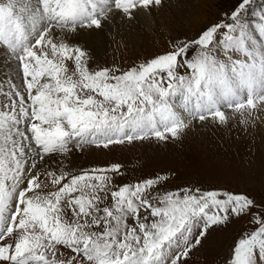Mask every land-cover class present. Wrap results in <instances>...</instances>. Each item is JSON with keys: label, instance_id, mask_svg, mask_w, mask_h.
I'll return each instance as SVG.
<instances>
[{"label": "snow or ice", "instance_id": "snow-or-ice-1", "mask_svg": "<svg viewBox=\"0 0 264 264\" xmlns=\"http://www.w3.org/2000/svg\"><path fill=\"white\" fill-rule=\"evenodd\" d=\"M162 4L0 0V50L21 81L0 82V264H191L210 229L243 217L253 228L224 264H264V203L192 187L160 194L169 175L118 184L120 163L79 174L64 163L86 146L166 145L196 124L239 117L247 127L264 112L257 0H231L194 36L126 70H90L110 14L130 20Z\"/></svg>", "mask_w": 264, "mask_h": 264}, {"label": "rangeland", "instance_id": "rangeland-1", "mask_svg": "<svg viewBox=\"0 0 264 264\" xmlns=\"http://www.w3.org/2000/svg\"><path fill=\"white\" fill-rule=\"evenodd\" d=\"M230 3L231 0H163L161 7L147 12V17H150L148 24L136 15L130 20L124 18L125 34L120 32L124 26L120 23L119 28L103 35L102 42L92 41L89 68L118 67L126 70L149 60L167 50L170 40L194 36L222 10H227ZM257 4H264V0H257ZM133 32L134 39L129 37ZM119 33L125 39L120 38ZM67 64L70 72L74 71L72 62ZM10 69L7 68L8 72ZM15 80L18 84L21 82L16 75ZM3 81L2 74L0 82ZM262 113L247 127L240 125L239 117L224 127L196 124L180 141L166 145L146 140L135 141L131 145H112L108 149L86 146L83 151H75L70 162L64 163L76 174L120 163L124 176L118 178V184H134L144 178L166 174L170 181L160 187V194L192 187L202 191L246 194L261 204L264 203ZM252 228L248 218L243 217L233 218L226 226L210 229L191 264H224L237 238Z\"/></svg>", "mask_w": 264, "mask_h": 264}, {"label": "bare ground", "instance_id": "bare-ground-1", "mask_svg": "<svg viewBox=\"0 0 264 264\" xmlns=\"http://www.w3.org/2000/svg\"><path fill=\"white\" fill-rule=\"evenodd\" d=\"M167 1V0H166ZM166 3V2H165ZM169 3H170V1H169ZM168 2H167V4H169ZM171 3H173V2H171ZM191 4V3H190ZM111 15V19L107 22V24H106V26H105V28H104V34L106 33V32H109V31H112V30H114V29H116V28H119L120 26H119V24L120 23H122L124 26H123V30H121L120 32L122 33L123 31H124V27H126V22H125V20H124V17H122L121 15H119L118 13L117 14H115V15H112V14H110ZM135 15L141 20V21H143V23H146V24H148V22H149V20H150V17H147L148 16V14H147V12L146 11H144V10H138L136 13H135ZM150 15H152V14H150ZM152 17V16H151ZM153 18V17H152ZM121 21V22H120ZM152 21V20H151ZM150 21V22H151ZM125 32H126V28H125V31H124V34H125ZM121 33H119V37L120 38H124L123 36H121L120 34ZM133 34H135L134 32L132 33V34H130V36L129 37H132V39H134L135 37H134V35ZM79 39L80 38H77L75 41H74V43L75 42H79ZM125 39V38H124ZM93 41H96V40H93ZM17 65V63H15V61H14V58H12L11 56H10V54L7 52V51H5V50H0V77H1V75L3 74V78H4V81H3V83L5 84V86H7L6 85V82H7V80H8V78H7V76H11L10 78H12L15 82H16V80H15V72H16V68H15V66ZM9 67H11V71L10 72H8V70H7V68H9ZM16 78H17V76H16ZM17 83V82H16ZM18 84V83H17ZM261 125L263 126L264 125V112L261 114ZM91 154V153H90Z\"/></svg>", "mask_w": 264, "mask_h": 264}]
</instances>
